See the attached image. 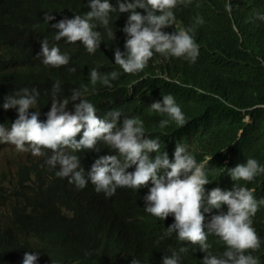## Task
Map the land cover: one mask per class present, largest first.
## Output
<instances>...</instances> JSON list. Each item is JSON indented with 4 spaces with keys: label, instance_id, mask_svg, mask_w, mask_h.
<instances>
[{
    "label": "trees",
    "instance_id": "trees-1",
    "mask_svg": "<svg viewBox=\"0 0 264 264\" xmlns=\"http://www.w3.org/2000/svg\"><path fill=\"white\" fill-rule=\"evenodd\" d=\"M90 0H0V125L10 130L18 118L15 108L5 110L6 97L24 88L38 89L42 77L51 73L60 81L58 98L70 96V90L82 92V98L91 102L100 117L118 110L125 118H139L145 135L159 138L158 154L168 153L174 162L177 145H182L194 156L197 163L208 161L205 175V196L219 187L234 190L237 183L253 191L254 198L264 199V173L251 182H235L227 169L246 164L248 158L264 167V21L256 14L264 13V0H184L173 9L175 23L162 29L172 34L180 29L189 33L199 46L195 61L187 58L163 56L154 53L145 68L135 74H126L115 64V50L126 52L128 39L123 31L130 13L118 10L109 13L108 29L98 30L102 43L94 54L81 42L55 41L57 29L52 25L75 15H85ZM103 2V0H102ZM118 9L117 0H109ZM231 3L229 13L225 5ZM146 15L142 9H137ZM45 15L55 17L46 23ZM197 17L203 23L197 24ZM95 23V22H94ZM47 39L49 48H60L61 54L70 57L69 64L58 68L42 64V44ZM76 71L70 72L69 69ZM102 74L117 71L119 78L110 81L111 88L97 82L92 85L90 70ZM40 86L51 87L47 81ZM82 86L88 88L83 92ZM37 104L30 112H48L52 103L51 93L41 91ZM163 95H172L185 116V124L178 126L166 114L154 112L151 105L163 101ZM70 102L68 111L74 112ZM42 122L46 121L40 115ZM161 120H169L165 128ZM82 135L77 137L81 139ZM105 144L99 143V152L89 151V156L101 153ZM14 146L0 142V148ZM27 147V145H26ZM19 155V161L2 172L1 182H8V193L18 202L27 205L21 210L0 208V264H23L25 253H38L36 264H163L167 256L162 249L172 241L167 228L175 222L157 227L146 213V203L138 200L139 193L131 188H118L107 197L97 193L89 183L79 189L70 187L64 180L53 176L58 169L46 164L43 156ZM84 151L76 153L85 173L90 172L85 163ZM7 155V154H6ZM8 157L11 164L12 158ZM50 157V156H49ZM7 160V158H6ZM61 192L69 196L67 202L57 200ZM7 201L11 200L7 196ZM45 203V204H44ZM8 205L6 204V207ZM44 208H49L47 213ZM227 212V205L222 206ZM47 219H43L47 216ZM219 214L214 210L206 215ZM261 246L252 254L264 264V205L252 218ZM209 253L220 256L227 245L221 238L208 235ZM72 244V245H70ZM207 254L194 251L180 259L181 264H202Z\"/></svg>",
    "mask_w": 264,
    "mask_h": 264
},
{
    "label": "clouds",
    "instance_id": "clouds-1",
    "mask_svg": "<svg viewBox=\"0 0 264 264\" xmlns=\"http://www.w3.org/2000/svg\"><path fill=\"white\" fill-rule=\"evenodd\" d=\"M184 0H117L118 9L109 0H90V11L85 15H75L72 19H63L52 25L57 29L55 41L65 40L75 44L81 42L89 53L94 54L101 46L102 35L96 29L103 26L108 29L109 13L119 11L130 13L123 29L128 39L125 43L126 52L119 48L115 50V64L126 74L142 71L154 53L163 56L187 58L191 61L199 55V46L189 34L193 29H180L167 34L162 29L175 23L173 9ZM137 9H142L146 15ZM226 11L231 12L232 5H225ZM48 23L55 19L45 15ZM256 19L264 21V13H257ZM95 22V23H94ZM197 24L203 23L197 17ZM108 35L113 33L108 29ZM42 64L58 68L69 64L70 57L61 54L60 48H49L48 40L42 44ZM75 72V68L69 69ZM117 71L102 74L98 69L90 70L92 85L100 84L112 87L110 81L119 78ZM83 92L88 88L82 86ZM60 84L57 82L51 89L52 103L46 114V121L40 120V112H30L37 104L40 92L33 88H24L6 97L3 104L5 110L15 108L18 118L7 131L0 125V142L10 143L18 151H30L33 156H43V150H51L53 155L47 156L46 164L56 171L57 177L68 178L70 184L79 189L91 183L97 193L103 192L107 197L113 196L118 188L141 189L149 182L153 185L144 197L145 211L161 221L173 215L175 222L167 228L168 235L176 233L179 240L198 245L207 255L202 264H259L252 253L259 250L260 238L253 227V217L264 205V199L257 201L253 191L235 184L234 190L223 191L219 187L205 196V185L209 180L205 175V163H197L182 145H177L174 152V162L169 160L168 153L160 152L159 138L145 135L143 122L139 118H125L123 126L119 125L122 114L118 110L107 112L103 118L97 113L96 107L82 98V92L70 90V96L58 98ZM75 111L69 112L70 102ZM154 112L166 114L178 126L185 124V116L176 104L172 95H163V101L154 102L151 106ZM169 120H161L160 127L165 128ZM82 138L77 140V137ZM99 143L105 144L101 153L92 155L95 160L89 173H85L81 160L76 153L89 150L99 152ZM27 145V147H26ZM151 153H156L154 159ZM135 167L134 172L128 169ZM228 175L235 182H251L258 174L264 173L258 161L248 158L246 164H239L227 169ZM227 205V212L222 206ZM211 215L206 222L205 214ZM222 239L227 248L220 256L209 253L208 235ZM187 252L181 247L179 253L172 251L171 255L163 258V264H180V253ZM38 253H25L23 264H36ZM132 264H139L133 259Z\"/></svg>",
    "mask_w": 264,
    "mask_h": 264
},
{
    "label": "bare ground",
    "instance_id": "bare-ground-1",
    "mask_svg": "<svg viewBox=\"0 0 264 264\" xmlns=\"http://www.w3.org/2000/svg\"><path fill=\"white\" fill-rule=\"evenodd\" d=\"M48 67H51V66H48ZM46 65L44 66V68L46 69V72H49L48 70H51V68H48ZM48 75L46 77H42L41 78V82L42 81H47L50 83L51 87H46V86H40V83L38 85V89L39 91L43 92V93H51V89L53 87L54 84H56L57 82H59V84L61 85L62 83L56 79H54L53 75H51V73H47ZM50 108L51 106L48 107L49 111H50ZM48 111V112H49ZM44 113V112H41V115L43 118H47L46 117V114L48 113ZM73 113V112H72ZM102 118V117H100ZM7 131H11L10 130H7ZM11 149H14V150H17L15 146H11L9 148H6L4 149L3 152H5V154H7V156H10L12 158V162H11V166L12 165H15L18 161H19V155L18 154H13L11 153ZM18 151V150H17ZM19 152H22V151H19ZM24 154H26L28 156L29 154V151H25V152H22ZM158 154V153H157ZM53 155L52 151L51 150H46V156H51ZM156 156V153H151L150 154V158L154 159ZM84 159H85V163L83 164V166L88 169V170H91V167L94 163V160L91 156H89V154L87 153V150H85L84 152ZM7 160H8V157H7ZM169 160L171 161V158H169ZM208 161H205L204 163L206 164ZM10 167V166H9ZM135 167L136 166H133L132 168H129L128 171L129 172H134L135 171ZM8 168V167H7ZM3 169L4 168H1L0 171L3 172ZM55 175H56V172H55ZM55 179H60V180H64V182L69 185L70 187L73 186V184H70L69 181H68V178H60V177H57L56 176H53ZM1 179H2V175L0 176V208H4V209H14V210H21L23 209L24 207H27V205L23 202H18V200L14 197H12L9 193H8V182H1ZM153 187V185L151 184V182H149V184L146 186V187H143L141 189H132L133 191H136L139 193V196H138V200H141L143 203H146L145 200H144V197L148 194L149 192V189ZM55 192H57L54 187L52 188ZM61 195L60 198H58L57 200L61 201V202H67L69 200V196L65 195V194H62L61 192H57ZM7 196H10L11 197V200H8L7 201ZM6 204L8 205L6 207ZM45 204V203H44ZM46 213H47V208H44ZM147 213V212H146ZM150 218L152 219L153 221V224L157 227H162L163 225H166V224H169L171 222V217L169 215V217L164 220V221H161L159 218H156V217H153L152 215H150L149 213H147ZM48 217V214L45 218L43 219H47ZM163 242V246H162V249L166 252L167 255H171L172 251H176L179 253V249L181 247H184L187 249V252L185 253H180V257L181 259L182 258H187L189 257L194 251L198 250V251H201L199 249V246L198 245H192L190 242L188 241H181L179 240L178 238V235L176 233L173 234L172 236V241L170 243H165L164 240H162ZM207 243L209 244V241L207 239ZM72 245V244H70ZM210 250V249H209ZM208 250V251H209ZM203 253V252H202ZM181 264V263H180Z\"/></svg>",
    "mask_w": 264,
    "mask_h": 264
},
{
    "label": "rangeland",
    "instance_id": "rangeland-1",
    "mask_svg": "<svg viewBox=\"0 0 264 264\" xmlns=\"http://www.w3.org/2000/svg\"><path fill=\"white\" fill-rule=\"evenodd\" d=\"M3 151H4V149H3V148H0V169H1V168H4V170H8L7 167H9V166H11V165L9 164L8 160H6L7 155H6L5 152H3ZM11 153H13V154L16 155L15 152H12V151H11ZM1 175H2V172L0 171V176H1ZM48 209H49V208H47V210H48Z\"/></svg>",
    "mask_w": 264,
    "mask_h": 264
}]
</instances>
